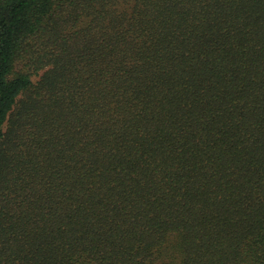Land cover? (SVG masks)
<instances>
[{
  "label": "trees",
  "instance_id": "obj_1",
  "mask_svg": "<svg viewBox=\"0 0 264 264\" xmlns=\"http://www.w3.org/2000/svg\"><path fill=\"white\" fill-rule=\"evenodd\" d=\"M0 264H264V0H0Z\"/></svg>",
  "mask_w": 264,
  "mask_h": 264
}]
</instances>
